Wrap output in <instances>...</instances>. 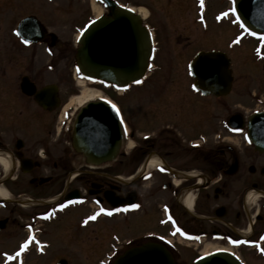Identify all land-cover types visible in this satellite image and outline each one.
Wrapping results in <instances>:
<instances>
[{"label":"flooded vegetation","instance_id":"flooded-vegetation-1","mask_svg":"<svg viewBox=\"0 0 264 264\" xmlns=\"http://www.w3.org/2000/svg\"><path fill=\"white\" fill-rule=\"evenodd\" d=\"M194 5L193 26L215 47L171 45V33L141 16L154 46L141 83L117 91L99 77L85 80L98 92L102 129L95 154L87 155L83 134H75L74 99L85 87L80 37L111 11L101 0H0V238L9 229L13 235L0 239V264H71L72 255L52 251L56 242H70L73 211L74 231L124 243L118 256L152 242L164 245L175 264L219 250L264 264V40L242 27L235 39L246 49L242 69L250 71L248 62L260 69L262 91L253 79L231 98L237 84L231 57L230 93L197 91L190 65L201 51L226 53V31L212 35L211 21L222 27L229 14L221 16L227 6L212 12L208 0ZM173 67L184 68V76L170 73Z\"/></svg>","mask_w":264,"mask_h":264},{"label":"water","instance_id":"water-1","mask_svg":"<svg viewBox=\"0 0 264 264\" xmlns=\"http://www.w3.org/2000/svg\"><path fill=\"white\" fill-rule=\"evenodd\" d=\"M102 1L110 8L111 16L89 26L80 37L82 49L78 54L79 69L91 80L96 76L106 80L107 85L114 84L118 89L124 90L131 84L141 81V77L149 68V60L153 54L151 36L133 9L121 7L113 0ZM234 7L237 10L235 16L239 14L245 29L256 32L257 35H264V0H236ZM97 33L100 38L95 40ZM104 36H107L106 40H103ZM129 57H132V62H129ZM230 65L231 61L225 54L200 52L191 64L192 74L197 78L195 88L205 94L226 95L231 90ZM97 106L91 102L82 107L75 125V134L78 136L83 134L82 146L87 155L95 154L96 137L102 130L96 125ZM100 107L109 108L105 104ZM113 128L118 138L120 129L117 120ZM114 264H175V262L163 245L148 242L126 251ZM195 264L242 263L233 255L219 251L199 259Z\"/></svg>","mask_w":264,"mask_h":264},{"label":"rangeland","instance_id":"rangeland-1","mask_svg":"<svg viewBox=\"0 0 264 264\" xmlns=\"http://www.w3.org/2000/svg\"><path fill=\"white\" fill-rule=\"evenodd\" d=\"M123 5L132 6V7H143L146 11V16L149 17V23L156 26L160 29L167 30L168 33H171L172 36H167L169 39V44L175 45L176 47H185L187 51L190 49H198V48H210L214 45L205 44L203 40V35L200 31L199 26H193V19L195 17V0H117ZM220 1L218 0H208L209 4L211 5L212 12H215L218 9L225 8L227 6V13L232 16L227 18L224 25L222 27L214 26L212 23V35L215 33L223 34V31H226V49L225 52L229 55V57L234 59V69L235 73L234 76L236 78V86L234 88V93L231 95L232 99L237 98V94L239 92H245V85L248 83L247 81H255L253 88L257 91L256 82L264 81V77L259 79L260 74L259 70H255L253 65L249 62L247 63L248 69L251 71H247L244 68L243 63V55L246 53L245 46L243 42L239 44H235L236 37L240 34V27L236 24V21L233 18L232 12L230 9L233 8V0H227V4H219ZM179 8L181 9L180 11ZM103 10V9H101ZM217 30V31H216ZM162 31V30H161ZM160 31V32H161ZM213 42H216V39H213ZM252 46V45H248ZM247 46V47H248ZM215 47V46H214ZM179 48V49H180ZM184 49V48H183ZM251 52V47L249 48ZM249 49L247 50L249 52ZM242 53V54H241ZM246 68V64H245ZM179 77L184 76V68L176 67L171 68L170 73L176 72ZM246 77V79H245ZM156 80V78H153ZM259 79V81H257ZM244 81V82H243ZM93 86L86 84L83 88V92L92 93L91 89ZM143 88H139L138 91H143ZM264 90V89H263ZM150 91V90H147ZM95 93V94H94ZM94 95L98 94L97 91L93 92ZM237 100V99H236ZM235 101V100H234ZM236 102V101H235ZM241 186V185H240ZM6 195V194H5ZM217 204H221L220 202H215V206ZM156 207V205H155ZM0 215H3L1 212ZM76 216L75 211L69 212V223H68V233L65 239H70L68 245H65V241L63 242H56V245H53L52 255L55 253H60L61 255H72L73 259L71 260V264H113L114 258L107 262L109 254L115 252V255L118 256L121 250H123L126 245L124 243L118 244L113 242L110 239H94L93 234L89 231L84 232H75V227L72 226L74 224V217ZM103 230L99 228L98 231L100 232ZM12 233L9 229L7 232L2 234V238L0 239H12ZM6 249H11L12 246L4 247ZM186 254H190L187 252ZM64 255V256H65ZM115 256V257H116ZM53 258V257H51ZM111 258V257H109ZM98 260V261H97ZM40 261V260H39Z\"/></svg>","mask_w":264,"mask_h":264},{"label":"bare ground","instance_id":"bare-ground-1","mask_svg":"<svg viewBox=\"0 0 264 264\" xmlns=\"http://www.w3.org/2000/svg\"><path fill=\"white\" fill-rule=\"evenodd\" d=\"M134 9H135L136 12L140 13L141 16H143V17L146 16V11L144 10L143 7H138V8H134ZM99 11H102V10L99 9ZM81 83L83 85H85V80H82ZM94 94L93 93L83 92L81 96H79L76 99H74L75 106L77 108H81V107H84L87 103H90L91 101H94V99L96 98V96ZM1 161H2L3 164L8 166V161L7 160L2 159ZM0 198L1 199H5V196L0 193ZM187 203L190 204V202H187Z\"/></svg>","mask_w":264,"mask_h":264},{"label":"snow or ice","instance_id":"snow-or-ice-1","mask_svg":"<svg viewBox=\"0 0 264 264\" xmlns=\"http://www.w3.org/2000/svg\"><path fill=\"white\" fill-rule=\"evenodd\" d=\"M235 2H236V0H233V3H234V4H235ZM200 7H201V8L204 7V0H200ZM236 11H237V10H236L235 7H233L232 9H230V12L235 13ZM227 15H228L227 12L221 13V16H222V17H223V16H227ZM236 18H237V21H238V22H241V23H242V21H240V16H239V14H237V17H236ZM17 35H20V33L17 32ZM251 35L256 36L257 33H256V32H251ZM260 39H261V40H264V35H261V36H260ZM24 42H25V43H28L29 41L25 40ZM78 70H79V69H78ZM139 82H140V81H137V83H139ZM109 103H111V102L109 101ZM112 107H113V108H116L115 105H112ZM116 111L119 112V109H116ZM60 207L63 208L64 205H61ZM132 207H133V208H138L139 205H132ZM109 215H111V213H109ZM90 219H95V217H90ZM87 222H88L87 220L84 221L85 224H87ZM31 239H35V238L32 237V238H30L29 241H25V243H24V244L22 245V247H21V251H23L24 249L27 248L28 244L31 242ZM232 243H234V244H238V243H240V241H232ZM260 250H261L262 252H264V248H261ZM19 255H20V253H17V256H19ZM10 259H11V257H10Z\"/></svg>","mask_w":264,"mask_h":264}]
</instances>
